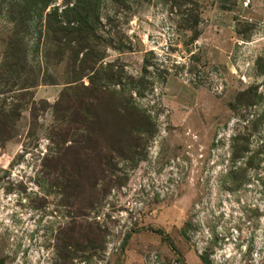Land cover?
<instances>
[{"label": "rangeland", "instance_id": "374dc122", "mask_svg": "<svg viewBox=\"0 0 264 264\" xmlns=\"http://www.w3.org/2000/svg\"><path fill=\"white\" fill-rule=\"evenodd\" d=\"M47 1L0 0V264H264V0ZM78 3L76 67L98 57L73 82L79 24L62 46L46 22Z\"/></svg>", "mask_w": 264, "mask_h": 264}, {"label": "trees", "instance_id": "16d2710c", "mask_svg": "<svg viewBox=\"0 0 264 264\" xmlns=\"http://www.w3.org/2000/svg\"><path fill=\"white\" fill-rule=\"evenodd\" d=\"M40 1H42L44 3H48V1L45 2V0H40ZM22 4L25 7L23 9H21V12L22 11L23 12H29L30 8L27 7L29 5V3H26L23 1ZM18 7H20V4ZM79 7H81L80 3H78V5L74 9L71 10V13H69L70 10H68V11L66 10L65 14L69 13L68 16L64 17V21L61 20V21L54 22V24H55L54 26H53V23L51 22V15L47 16V22H46V28L48 29V31L53 30L55 32L54 34L59 36V40H55V41L60 43V45H62V46L68 45V38L72 32H74V33L80 32L79 33L80 35L78 36L77 40H71V43H74L77 41L76 42V48L74 50H72L73 55H74V63H75V65L72 64L75 67L73 74L77 75L74 78L73 82L80 81L82 79V77L85 75L86 71L92 69L88 66V64L89 63L94 64L95 59L98 57L97 54H92V57L87 59V57L85 58V56H87V54H88L86 52L84 58L79 63V68L76 67L79 54L84 52L86 49L90 48L89 42H90L91 38L96 40V36L94 34L95 24L92 25V23L90 22V19L92 17L91 14L93 13V8L90 7L88 9H83V13L81 12V14H80V13H76L77 9H80ZM38 11L43 12L44 10L42 8H39ZM11 13H14V11H11L10 14ZM20 18H21L20 17V11L16 12L15 16L10 15V19L12 21H14V23L20 22V20H21ZM63 22H68L69 24L71 22H76L79 24L78 25L79 30H76L73 28L72 32H70L69 31L70 26L69 25H66V26L63 25ZM51 23H52V25H51ZM75 25L76 24H74L73 27H75ZM81 35H82V37L80 38ZM16 36H17V33L15 35V38L11 39L10 42H11V44H14V47L16 48V52H17L20 45H22V44H20L19 40L18 41L16 40ZM65 40L67 43H64ZM69 43H70V41H69ZM145 65H146L145 71L147 73V68H149V65L147 62ZM21 67H22V65L19 62V57L16 56V54L14 55V54L6 53V56L4 58V64L2 65V73H4V87L11 83V81L13 79L12 75L15 74L16 72H18V70ZM104 76L106 77V79H115V77H119V75L117 73H115L113 75L108 73V74H105ZM143 79L144 78H141L138 81L139 91L137 92V94H139V96H141V97L142 96L144 97V93L146 92ZM90 80H91L92 85L96 86V89H93V90L100 91V87L98 85H99V81H101L102 78L99 79V77H96V78L94 77V78H91ZM121 100H122V102L120 103L119 108L121 109V111L126 110V113L128 114V117L130 118V119H128V121L130 122V125H133L134 129H137L136 131L140 132L141 134H147V135L152 136L154 125H153L150 117L146 116V115L142 114L140 111H138L136 109V107L133 106L131 99L128 100L126 98L125 99L122 98ZM83 104L81 102L78 105V109H73L72 116L75 118H79L77 121V124H79V125H81V123L84 124V126L82 128H88V129H86V132L89 133L90 129L93 125V119L91 121L88 120L86 115L89 112L87 109L86 110L84 109ZM123 122L125 123L126 119H123ZM67 135H68V131L66 130L63 132V136H67ZM136 147H140V146H136ZM64 171L65 170L63 168L60 169V172H61V174H59L60 177H62V176L65 177ZM76 223H77L76 221H72V223H71L72 224V227H71L72 231L76 230V228H77ZM80 227L84 228V225H80ZM151 231L156 233V234L163 235V232L161 230L151 229Z\"/></svg>", "mask_w": 264, "mask_h": 264}]
</instances>
